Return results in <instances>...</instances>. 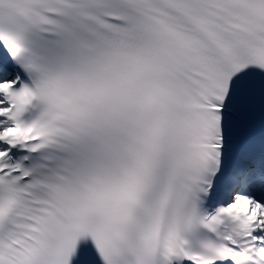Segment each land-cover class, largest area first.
<instances>
[{
  "label": "snow or ice",
  "instance_id": "snow-or-ice-1",
  "mask_svg": "<svg viewBox=\"0 0 264 264\" xmlns=\"http://www.w3.org/2000/svg\"><path fill=\"white\" fill-rule=\"evenodd\" d=\"M0 264H264V0H0Z\"/></svg>",
  "mask_w": 264,
  "mask_h": 264
}]
</instances>
